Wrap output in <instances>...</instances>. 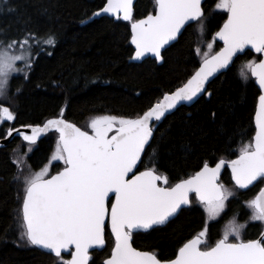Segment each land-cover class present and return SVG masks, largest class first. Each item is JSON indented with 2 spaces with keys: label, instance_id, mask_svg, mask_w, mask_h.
<instances>
[{
  "label": "trees",
  "instance_id": "1",
  "mask_svg": "<svg viewBox=\"0 0 264 264\" xmlns=\"http://www.w3.org/2000/svg\"><path fill=\"white\" fill-rule=\"evenodd\" d=\"M104 3L106 0H0V41L6 44L9 40H22L29 33L40 40L51 34L56 41L35 47L28 73L10 78L0 106L8 107L15 119L0 125V139L5 138L9 128L42 124L59 116L61 109L63 118L76 124L103 114L129 118L142 115L165 92L186 82L199 67L201 55L195 49L205 51L227 19L225 10L215 8L218 0H204L203 31L199 23L189 24L177 41L162 52L160 62L150 57L133 62L131 22L109 16L92 18ZM154 9L155 0H137L133 20L142 19L149 12L154 14ZM221 47L223 42L216 38L212 53ZM251 59L258 62L262 54L248 48L193 103L177 106L155 122L138 171L152 166L151 158L159 172L167 175L168 185H172L194 175L205 162L212 167L221 159H235L240 147L255 134L254 114L261 90L250 73L247 80L241 78V69ZM27 145L30 144L22 137L14 136L0 146V264H59L54 254L19 239L23 184L15 179L22 176L14 152L22 146L30 170L37 171L49 162L55 148L50 138L31 144L32 148ZM219 183L236 190L216 218L208 221L203 206L192 194L190 205L166 225L134 232L133 246L170 258L182 242L202 229L205 221L210 225L209 245L223 236L230 221L249 220L241 238H258L264 223L250 219L252 210L246 202L263 188L264 180L241 189L225 166ZM229 240L235 242L232 236ZM113 244L110 229H106L105 245L90 252L89 264H102ZM70 252L62 253L64 260L71 259Z\"/></svg>",
  "mask_w": 264,
  "mask_h": 264
},
{
  "label": "snow or ice",
  "instance_id": "2",
  "mask_svg": "<svg viewBox=\"0 0 264 264\" xmlns=\"http://www.w3.org/2000/svg\"><path fill=\"white\" fill-rule=\"evenodd\" d=\"M215 8L225 10L227 15L215 32L223 47L214 54L212 43L207 44L209 51L196 48L201 55L199 67L186 82L165 92L142 115H96L90 119L89 132L65 120L61 109L59 116L46 120L43 126L27 125L31 134L19 132L30 145L42 133H58L49 163L39 171L15 177L23 184L19 234L22 242L48 250L59 264H89L90 250L105 245V232L110 229L114 244L102 264H264V232L257 239L244 240L241 230L245 225L234 221L213 245L208 244L210 225L205 221L202 229L182 242L170 258L133 246L134 231L166 224L182 205L190 203L191 193L209 218L223 212L226 201L233 196L232 191L217 182L224 159L215 167L205 162L194 175L172 185H168L167 175L159 172L151 158L152 166L134 171L153 136V122L160 121L179 103L206 92L209 78L226 69L249 46L264 54V0H218ZM105 13L118 18L122 13V19L131 22L134 59L148 53L157 60L163 59L161 49L176 39L187 23L197 22L203 31L202 0H155L154 14L149 12L137 20H133V0H106L92 15ZM33 40L39 42L35 34L29 33L22 40H9L6 44L0 41V96L6 94L10 74L20 71L17 61L27 60L26 67L31 66V53L24 54V50L30 48ZM55 42L51 34L43 39L48 45ZM17 45L20 55L13 52ZM249 73L261 90L255 111V134L240 147L239 155L227 162L232 180L241 189L264 180V59L248 60L241 69V78L247 80ZM14 119L8 107L0 106V123ZM14 131L18 130L9 128L7 134ZM52 161L64 163L54 175L49 168ZM246 203L252 210L250 219L264 222V188ZM230 236L235 242H230ZM70 248H74L71 259L64 260L62 253Z\"/></svg>",
  "mask_w": 264,
  "mask_h": 264
},
{
  "label": "rangeland",
  "instance_id": "3",
  "mask_svg": "<svg viewBox=\"0 0 264 264\" xmlns=\"http://www.w3.org/2000/svg\"><path fill=\"white\" fill-rule=\"evenodd\" d=\"M37 37V36H36ZM38 38V37H37ZM216 38H218V37H215V35H214V39L212 40V44L214 43V41L216 40ZM38 40H39V42H37L36 40H33V41H31L30 42V48H26L25 50H24V54H27L29 51H30V53H31V56H30V60H31V63L33 62L32 61V58H34L35 57V55H33V53H32V51H33V49L35 48V47H37V48H40L41 46H42V42H43V40H40L39 38H38ZM3 46V44H0V47H2ZM41 50V49H40ZM205 51H209V49L206 47V50ZM212 51V50H211ZM13 52H14V54H16V55H20L21 54V51H20V48H19V45H17L14 49H13ZM27 60H23V61H17L16 62V68L17 69H20V71H15V72H12L11 74H10V77H9V80H10V78L13 76V75H16V74H27L28 73V71H29V69H30V67H26V64H27ZM8 89V88H7ZM7 92V91H6ZM6 95V94H5ZM5 95H3V96H0V99H4V97H5ZM103 115H106V114H103ZM94 117V116H93ZM92 118V117H91ZM91 118H89V119H87L85 122H83L82 124H80L83 128H85L86 129V131H91L90 130V128H88V124H89V122H90V119ZM3 123V122H2ZM2 123H0V125L2 124ZM56 140H57V137H56ZM56 140H55V144H56ZM29 148H32V146L33 145H27ZM55 149V148H54ZM30 150V149H29ZM26 155H27V152L24 150H22V146L20 147V149H18L16 152H14V157H15V161H16V163H17V165L20 167V171H21V176L23 177L24 175H29L30 173H32V172H36L35 170L33 171V170H30V168H29V166H28V164H27V161H26ZM55 162V163H54ZM49 163V162H48ZM48 163H46V164H48ZM53 164H58L61 168H63L64 167V163H63V161H52L51 162V164H50V166H49V168H50V170L52 169V166H53ZM40 170V169H39ZM39 170H37V171H39ZM51 173V172H50ZM162 183H163V181H162ZM230 188V191H232L233 192V190L235 191L236 190V188L235 187H229ZM214 218H216V217H214ZM214 218H207V220L208 221H210V220H212V219H214ZM230 222H232V221H230ZM230 222H228L226 225H225V228H224V231L226 230V228L229 226V224H230ZM250 221L249 220H246L245 222H242V223H237V224H244L245 225V227H246V225L249 223ZM236 223V222H235ZM264 223V222H263ZM245 227L241 230V232L242 231H244L245 230Z\"/></svg>",
  "mask_w": 264,
  "mask_h": 264
},
{
  "label": "water",
  "instance_id": "4",
  "mask_svg": "<svg viewBox=\"0 0 264 264\" xmlns=\"http://www.w3.org/2000/svg\"><path fill=\"white\" fill-rule=\"evenodd\" d=\"M136 1L137 0H133V9H134V5H135V3H136ZM203 1L204 0H202V3H203ZM203 9V8H202ZM101 16H109V17H113V18H115V19H117L118 17H116L115 15H111V14H107V13H105V14H103V15H101ZM101 16H93L92 18H95V17H101ZM119 18H122V13H121V15H120V17ZM193 22H191V23H187L185 26H184V28H182V31H181V33L183 32V30L185 29V27L187 26V25H189V24H192ZM181 33H179L178 34V36H177V38L176 39H174V40H172V41H169V43L168 44H166L165 46H164V48H162L161 49V55H162V52L165 50V49H167L171 44H173L175 41H177V39L179 38V36L181 35ZM134 46V45H133ZM134 48H135V46H134ZM248 48H250V46L248 47ZM248 48H246L245 50H244V52L248 49ZM243 52V53H244ZM240 53H238L234 58H233V61L230 63V65L228 66V67H230L231 65H232V63L234 62V60L236 59V57L239 55ZM134 56H135V53H134V55H133V57H132V59H131V61H133V62H141L142 60H144V59H146V58H153V59H155V57L153 56V54H151V53H148V54H145V56L144 57H141V58H139V59H134ZM262 59H264V54H262ZM157 60V59H156ZM159 62L161 61V60H158ZM228 67L226 68V69H228ZM226 69H222V70H220V71H218L217 73H215L212 77H210L209 78V81L206 83V89H207V87H208V84L213 80V79H215L221 72H223V71H225ZM258 84V83H257ZM259 86V85H258ZM205 92H203V93H201V94H198V96L197 97H194L193 98V100H191V101H183V102H181V103H179L177 106H180V105H183V104H191V103H193L196 99H198L201 95H203ZM162 99V98H161ZM257 105H258V102H257ZM257 105H256V107H257ZM176 106V107H177ZM175 107V108H176ZM256 111V110H255ZM254 121H255V114H254ZM46 122V121H45ZM44 122V123H45ZM43 123V124H44ZM70 123H73V122H70ZM154 124H155V122H153ZM43 124H41V126H43ZM75 124V123H74ZM40 125V124H39ZM27 125H25V126H19V127H16V128H14V129H16V130H18V131H14L11 135H6L5 136V138H3V139H0V146H4V145H6L14 136H20L19 135V132L20 131H23V132H27L28 134H31V129L30 128H28V127H26ZM33 126H35V125H33ZM77 126V125H76ZM78 127V126H77ZM52 131H55V130H49V131H47V132H45V133H42L38 138H37V140H39V139H41L45 134H47V133H49V132H52ZM21 137V136H20ZM152 139V138H151ZM151 141V140H150ZM150 143V142H149ZM149 145V144H148ZM148 145H146V148H147V146ZM146 148H145V150H146ZM143 155V154H142ZM226 163H225V166L226 167H228V169L231 171V168H230V165L227 163L228 161H225ZM224 166V167H225ZM209 167H211V166H209ZM212 167H215V165L214 166H212ZM223 167V168H224ZM138 168V167H137ZM223 168L221 169V173H222V170H223ZM136 170V169H135ZM134 170V171H135ZM221 173H220V175H221ZM220 175H219V177H218V181L217 182H219V178H220ZM255 183V182H254ZM252 186V185H251ZM250 187V186H249ZM248 187V188H249ZM263 188H264V186H263ZM247 189V188H246ZM192 194H194V193H191L190 194V199H191V195ZM113 199H114V196L112 197ZM190 205V203L189 204H187V205H182L181 206V208L178 210V213L183 209V208H185V207H188ZM178 213L174 216V217H172V218H170L169 219V221H171L172 219H174L177 215H178ZM168 221V222H169ZM167 222V223H168ZM166 223V224H167ZM166 224H164V225H166ZM156 226H158V225H156ZM153 227H155V226H153ZM152 227V228H153ZM152 228H150V229H152ZM149 230V229H148ZM143 231H147V230H136V231H134V232H143ZM262 232H264V229H263V231ZM259 237H260V235H259ZM258 237V238H259ZM257 239V238H256ZM39 247V246H38ZM40 248V247H39ZM103 248V247H102ZM101 247H94L93 249H91L90 250V252L91 251H93V250H99V249H102ZM40 249H42V248H40ZM71 249H73L72 251H74V248H70V249H68V250H66L65 252H63V253H68V252H70V250ZM42 250H44V251H47V252H49L48 250H45V249H42Z\"/></svg>",
  "mask_w": 264,
  "mask_h": 264
},
{
  "label": "flooded vegetation",
  "instance_id": "5",
  "mask_svg": "<svg viewBox=\"0 0 264 264\" xmlns=\"http://www.w3.org/2000/svg\"><path fill=\"white\" fill-rule=\"evenodd\" d=\"M43 124V123H42ZM76 124V123H75ZM78 127H80L82 130H85V128H83L80 124H76ZM56 137H58V133L56 131H52V132H49L47 134H45L41 139L39 140H36V142L33 144V145H37L39 144V142L42 140V139H45V138H50L52 140V142H55L56 140ZM43 167V166H42ZM41 167V168H42ZM62 168L58 165V167L54 168V166H52V169L50 170L51 174H55L57 171H60ZM135 171H138V168L135 170ZM264 229V228H263Z\"/></svg>",
  "mask_w": 264,
  "mask_h": 264
}]
</instances>
